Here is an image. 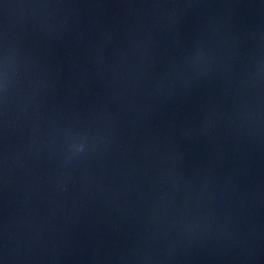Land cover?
Wrapping results in <instances>:
<instances>
[{"label":"water","instance_id":"1","mask_svg":"<svg viewBox=\"0 0 264 264\" xmlns=\"http://www.w3.org/2000/svg\"><path fill=\"white\" fill-rule=\"evenodd\" d=\"M0 264H264V0H0Z\"/></svg>","mask_w":264,"mask_h":264}]
</instances>
